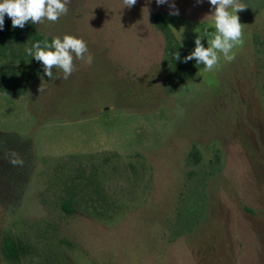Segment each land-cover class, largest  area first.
<instances>
[{"label":"rangeland","instance_id":"1","mask_svg":"<svg viewBox=\"0 0 264 264\" xmlns=\"http://www.w3.org/2000/svg\"><path fill=\"white\" fill-rule=\"evenodd\" d=\"M239 2L235 59L193 57L184 80L152 15L190 56L216 34L209 0H174L179 15L173 0H70L25 42L5 15L0 264H264V0ZM65 34L92 63L73 53L69 78L49 77L26 49Z\"/></svg>","mask_w":264,"mask_h":264},{"label":"clouds","instance_id":"2","mask_svg":"<svg viewBox=\"0 0 264 264\" xmlns=\"http://www.w3.org/2000/svg\"><path fill=\"white\" fill-rule=\"evenodd\" d=\"M167 0H156L158 5H163ZM211 6L214 7V28L215 36L209 41L210 47L205 48L201 43L199 36L195 39V51L185 58L184 62L195 57L197 64H203L209 71L213 70L220 57L216 50L224 54V59L231 62L235 56L230 54L235 45L242 43V23L238 16V12L243 11L247 6L240 3L239 0H209ZM70 0H0V30L4 28L5 15L12 20V28H24L25 24L31 22L33 24L43 23L46 19L50 22H58L62 15H66L69 11L68 4ZM137 0H123L124 6L133 7ZM173 9L169 15H179V9L176 8L174 0L170 5ZM231 9L232 11H229ZM35 49V52H33ZM29 56L34 55L35 59L42 61L45 66L46 75L53 76L52 68L56 66L63 71V78L68 79L76 70L73 63L74 56L79 60H85L91 64L93 57L88 53L87 43L83 38H77L74 35L65 34L63 38L55 37L51 44L47 40L43 42L37 41L31 48L26 49ZM175 59L179 60V53L174 54ZM44 90L41 84L39 91ZM12 164H22V160L12 159Z\"/></svg>","mask_w":264,"mask_h":264},{"label":"trees","instance_id":"3","mask_svg":"<svg viewBox=\"0 0 264 264\" xmlns=\"http://www.w3.org/2000/svg\"><path fill=\"white\" fill-rule=\"evenodd\" d=\"M152 20L156 26V28H159L162 33L165 35L166 38V52L168 53V56L170 57V62H166L165 65L168 66V69H172L175 76L180 79L184 80L186 79L190 73L195 70L194 65L191 60H188L186 63L184 62L185 58L188 57L187 53L183 50V48L180 46L178 41L176 40L175 36L173 35L171 29L169 28L167 22L164 20V18L160 14H153ZM7 30L10 34V36L18 41L25 42L30 39L31 35L33 34V30L28 29L27 27L24 28H15L13 29L11 25L7 26ZM33 38V37H32ZM51 40V39H50ZM41 42V45L43 47V42L45 39L39 35L35 36L33 38V42ZM52 41V40H51ZM178 52L180 59L176 60L174 54ZM16 246L14 243L7 241L4 246V253L6 256H12L16 252Z\"/></svg>","mask_w":264,"mask_h":264}]
</instances>
